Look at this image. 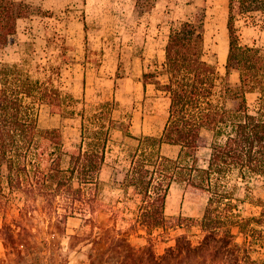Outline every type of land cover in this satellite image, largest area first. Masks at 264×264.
Returning a JSON list of instances; mask_svg holds the SVG:
<instances>
[{
    "label": "trees",
    "instance_id": "obj_1",
    "mask_svg": "<svg viewBox=\"0 0 264 264\" xmlns=\"http://www.w3.org/2000/svg\"><path fill=\"white\" fill-rule=\"evenodd\" d=\"M229 51L226 61L223 97L232 99L229 109L220 101V73L206 57V12L173 28L165 47L162 71L144 74V85L155 84L170 96L169 116L161 136L138 138V146L126 172L125 184L140 198L135 221L148 241L160 230L190 228L194 219L168 217L167 200L174 183L207 195L203 217L196 221L203 237L195 244L187 234L176 238L175 245L161 255L150 247L128 245L123 254L122 241L111 247L119 264H264L252 259L249 251L235 243L233 227L243 234L257 223L264 226V208L259 217L240 221L238 200L227 181L235 173L243 180L258 177L264 186V52L244 44L238 23H252L264 14V0H228ZM33 7L23 0H0V48L17 34L20 19ZM237 71L240 82L230 83ZM162 77L166 80L163 81ZM258 92L254 110L248 94ZM52 79H34L19 64L0 66V205L7 192L24 196L21 215L27 220L36 211L58 227H67L72 217L91 220L97 212L100 174L106 163L111 140L113 103L93 114L82 127L79 149L70 156V167L61 165L63 135L60 129H42L39 105L52 112L74 115L72 104ZM214 133L210 144L204 131ZM225 137L224 142L217 138ZM164 145L179 146L177 158L162 153ZM211 145L207 167L200 165L198 152ZM22 222L6 223L1 229L5 247L21 255L31 243L29 231L23 235ZM248 235V234H247ZM125 246V245H124ZM141 252L136 255V252ZM105 253V252H104ZM103 263V262H102Z\"/></svg>",
    "mask_w": 264,
    "mask_h": 264
},
{
    "label": "rangeland",
    "instance_id": "obj_2",
    "mask_svg": "<svg viewBox=\"0 0 264 264\" xmlns=\"http://www.w3.org/2000/svg\"><path fill=\"white\" fill-rule=\"evenodd\" d=\"M33 8L18 22L17 34L9 45L0 48V66L19 64L34 79H52L64 96L74 98V115L54 113L51 107L39 105L42 129H60L63 135L61 165L70 167V156L79 149L83 123L106 103H113L111 140L106 163L100 174L97 212L91 220L80 216L69 219L63 230L36 211L28 220L21 215L24 196L7 192L0 205V264H119L111 247L122 241V251L132 245L136 249L150 247L155 255H163L187 234L195 243L203 234L196 221L208 205V196L174 183L167 200L168 217L194 219L190 228L160 230L152 243L135 225L140 198L125 184L126 172L138 146V138L161 136L169 116L170 96L155 84L144 85V74L163 70L165 47L173 28L206 12V57L220 73L218 99L229 109L235 102L223 97L226 61L229 51L228 0H23ZM242 42L264 52V14L255 22L238 23ZM165 81L166 78L162 77ZM237 86V71L230 75ZM259 93L248 94L255 109ZM210 144L214 133L204 131ZM224 142L225 137L217 138ZM211 145L199 150L202 167L208 166ZM180 147L164 145L162 153L177 158ZM238 200L240 221L259 217L264 208V186L258 177L243 180L238 173L227 181ZM22 222L23 235L29 231L31 243L18 255L5 247L1 229L8 223ZM243 234L233 227L235 243L249 251L252 259L264 262V226L257 223ZM105 252V253H104ZM140 255L138 251L135 253ZM103 262V263H102Z\"/></svg>",
    "mask_w": 264,
    "mask_h": 264
}]
</instances>
